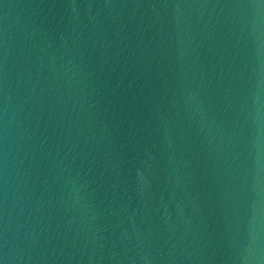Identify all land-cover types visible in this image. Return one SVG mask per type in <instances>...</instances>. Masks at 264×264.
Here are the masks:
<instances>
[{
	"label": "water",
	"instance_id": "1",
	"mask_svg": "<svg viewBox=\"0 0 264 264\" xmlns=\"http://www.w3.org/2000/svg\"><path fill=\"white\" fill-rule=\"evenodd\" d=\"M0 264H264V0H0Z\"/></svg>",
	"mask_w": 264,
	"mask_h": 264
}]
</instances>
